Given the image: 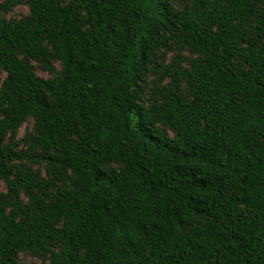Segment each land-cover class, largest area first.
<instances>
[{
    "label": "trees",
    "instance_id": "16d2710c",
    "mask_svg": "<svg viewBox=\"0 0 264 264\" xmlns=\"http://www.w3.org/2000/svg\"><path fill=\"white\" fill-rule=\"evenodd\" d=\"M1 183L0 264H264V0H0Z\"/></svg>",
    "mask_w": 264,
    "mask_h": 264
},
{
    "label": "rangeland",
    "instance_id": "374dc122",
    "mask_svg": "<svg viewBox=\"0 0 264 264\" xmlns=\"http://www.w3.org/2000/svg\"><path fill=\"white\" fill-rule=\"evenodd\" d=\"M27 12H28L27 6L18 5L16 7H14L12 11L8 12L6 15H7V17H10V18H19L22 15L26 14ZM36 72L43 77L48 76V74L46 72L41 71L39 69H36ZM31 131H32V120H28L19 128L16 138L21 139L26 133H29ZM21 148H26V143L24 140L19 141V143H18L17 149H21ZM3 186L4 185L1 183L0 187L3 188ZM21 257L27 261H37L34 257H31L29 255L23 254Z\"/></svg>",
    "mask_w": 264,
    "mask_h": 264
}]
</instances>
